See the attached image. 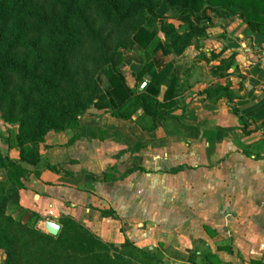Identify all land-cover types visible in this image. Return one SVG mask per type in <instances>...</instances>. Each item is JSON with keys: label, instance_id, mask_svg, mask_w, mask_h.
I'll list each match as a JSON object with an SVG mask.
<instances>
[{"label": "crops", "instance_id": "crops-1", "mask_svg": "<svg viewBox=\"0 0 264 264\" xmlns=\"http://www.w3.org/2000/svg\"><path fill=\"white\" fill-rule=\"evenodd\" d=\"M215 20L199 50L208 56L220 42L217 51L233 55L228 88L245 126L225 96L208 97L216 79L179 74L168 115L91 110L49 135L18 186L19 206L41 220L71 217L113 244L153 227L165 248L174 243L169 264H186L195 245L208 247L214 264H264V34L237 16ZM9 156L19 159L15 149ZM154 212L161 225L149 221Z\"/></svg>", "mask_w": 264, "mask_h": 264}, {"label": "trees", "instance_id": "trees-1", "mask_svg": "<svg viewBox=\"0 0 264 264\" xmlns=\"http://www.w3.org/2000/svg\"><path fill=\"white\" fill-rule=\"evenodd\" d=\"M93 2H103V11L112 21L122 22L131 14L138 12L141 16V26L135 31L127 52L136 54L126 57L123 65L128 66L135 62L141 65V69L134 74L135 80L146 85L142 91L133 94L126 85L124 76L120 69H114L113 64L107 62L101 67L100 73L104 75L108 83L106 105H97L98 98L95 93L98 87L93 85L91 89L86 88L84 95L77 90L71 91L68 100H62L58 94V86L53 82L55 79H64L68 76L67 64L68 56L78 47L79 41L73 34L69 35L66 43L59 46L55 59L51 61L48 78L43 82L46 88L52 90V100L42 103L38 109V127L31 135L30 142H38L42 139L45 131L54 129L55 125L50 123L51 118H47V113L52 111L62 117L63 122L76 121L75 115L79 109L84 108L86 102L95 101L92 107L98 111H111L138 100L143 114L154 118L159 114L168 115L176 105V97L179 92V83L173 72L170 62L163 63L158 59L157 54L168 55L173 50L179 54L182 48L190 45L192 39L199 42L204 36L206 29L213 25L212 15L217 18L222 16H237L253 32L264 34V0H163L155 9L148 4L133 2L120 6L115 0H90ZM67 8L74 15H79V9L71 2L67 3ZM176 9L179 12V19L187 24L189 30L182 35H178L175 27L166 22L165 14L169 9ZM210 12V13H209ZM8 15L6 14L3 0H0V50L6 39V26ZM160 24V31L167 36L164 42L157 39L154 28ZM39 24V23H37ZM176 48V49H175ZM222 50L220 53H223ZM12 53V52H11ZM9 52L5 53V60L0 62V92L8 90L9 85L18 81L25 83L30 80V74L17 64ZM148 54V55H145ZM233 55L230 56L232 60ZM58 62V63H57ZM164 87L162 100L158 99L161 88ZM221 92L215 98L225 96L227 104L231 107L232 113L239 119L242 126L247 124L243 117L239 115V110L235 106L234 95L227 86L217 87ZM80 91V90H79ZM212 90L208 91L211 98ZM59 103H54V101ZM58 110V111H55ZM130 115H117L119 118L127 119ZM13 169L16 170V177L7 182L0 181V251L5 253L3 264H162L158 259L155 249L143 250L135 246L129 239L125 238L119 248H115L112 243L105 242L89 229L85 228L75 219L61 216L57 221L60 230L56 236L36 228L42 221L37 213L19 206L18 186L30 167L39 162V152H32L28 147H23L19 143V159L12 160L5 158ZM21 165V168L20 166ZM55 169L54 167H49ZM8 204H14L19 208V215L12 219L5 214ZM27 214L28 220L22 222V216ZM113 212H102V216H111Z\"/></svg>", "mask_w": 264, "mask_h": 264}, {"label": "rangeland", "instance_id": "rangeland-1", "mask_svg": "<svg viewBox=\"0 0 264 264\" xmlns=\"http://www.w3.org/2000/svg\"><path fill=\"white\" fill-rule=\"evenodd\" d=\"M115 1L120 6L140 2L155 9L163 0ZM68 2L79 9V15H74L69 11L67 8ZM103 4L102 1L93 2L90 0H3L8 15V23L6 26V39L3 42L4 46L0 50V62L5 60V53L8 55L9 52L11 55L14 53L12 58L24 70L28 71L30 80L25 83L16 81L9 85L8 90L0 92L1 182L13 180L17 175L13 166L5 161V158H10L11 149H15L19 155V143H22L23 147H28V150L32 152L38 150L39 152L40 145L46 141L49 135L73 127L74 121L63 122L62 117L49 111L47 118H51L50 123L55 125L54 129L45 131L42 139L38 142H30V138H28L38 127L37 116L40 105L52 100V90L46 88L43 80L48 78L49 67L51 61L55 59L58 47L67 42L70 34H73L82 43L81 47L75 49L68 56V76L64 79L53 80L58 86L56 89H58V94L62 100H68L72 90H77L79 94L84 95L87 93L84 91L86 88L91 89L93 85H96L98 92L94 95L95 98L99 99L97 105H106L108 97L105 94L108 90V83L100 70L107 62L113 64L114 69L122 71L124 81L134 95L145 87L146 80L143 82L136 81L128 66L123 65L126 57L136 54L133 51L127 52L126 48L130 46L135 31L142 24L140 14L138 12L133 13L122 22L112 21L105 15ZM179 15L178 10L171 8L165 14V19L167 23L175 27L178 35H182L189 28L187 24L178 18ZM216 16L215 14L212 15L214 18L212 24L216 23ZM222 18H225V16H222ZM154 32L160 42L165 41L167 36L160 31L159 23L154 28ZM220 38L223 39V37L217 39ZM206 39L207 33L205 32V36L200 41ZM197 41L192 39L190 45L179 48L182 49L179 54H175V50L166 56L158 52L157 57L162 61V64L171 63L179 85H181V79L185 78V74L191 70L197 73V77H200L203 81L216 79V83L210 82L209 87L212 90L211 98H214L221 92L217 87L221 85L229 87V74L226 71L230 68L232 60L230 57H225V47H222L223 53L219 54L222 50L217 51V47L222 45L219 40L216 48L209 50L208 56L207 53L199 50L202 46L199 44L200 41ZM0 69L2 68L0 67ZM179 74L183 77L181 78ZM54 103L57 104L59 101H54ZM93 103L87 101L84 108L82 106L77 111L75 119L83 113L95 110L92 107ZM140 110L142 111L139 101L130 99L129 104L117 109L113 108L111 112L114 115H118L120 112L122 115H132ZM146 120L148 121V118ZM19 166L21 168V165ZM5 214L12 219H16L19 215V208L14 204H8ZM151 217L150 222L153 221V223L161 225V223L159 224L161 218H158L156 214ZM22 222H28L29 225L32 223L28 220L27 214L22 216ZM40 222L36 225V228L42 230ZM83 226L90 230L88 226ZM145 227L144 225L136 228L131 235L132 243L139 244L137 247L143 250L155 249L162 264H169L165 258L167 254L171 253L173 241L169 242L172 244L169 248H165V243L158 240L160 238L158 230L149 227L147 231ZM142 240L145 241L142 242ZM113 246L119 248L120 244H113ZM193 247L189 255L190 260L186 264H214L215 257L208 247L203 245ZM4 259L5 253L0 251V264L4 263Z\"/></svg>", "mask_w": 264, "mask_h": 264}, {"label": "water", "instance_id": "water-1", "mask_svg": "<svg viewBox=\"0 0 264 264\" xmlns=\"http://www.w3.org/2000/svg\"><path fill=\"white\" fill-rule=\"evenodd\" d=\"M40 226L44 232L52 236H56L60 230V225L58 223L49 220H42Z\"/></svg>", "mask_w": 264, "mask_h": 264}, {"label": "built area", "instance_id": "built-area-1", "mask_svg": "<svg viewBox=\"0 0 264 264\" xmlns=\"http://www.w3.org/2000/svg\"><path fill=\"white\" fill-rule=\"evenodd\" d=\"M261 89H264V87H262ZM48 215H52V212H48Z\"/></svg>", "mask_w": 264, "mask_h": 264}]
</instances>
